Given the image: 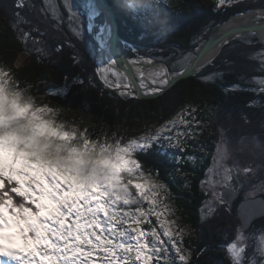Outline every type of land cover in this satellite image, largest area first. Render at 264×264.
<instances>
[{
	"label": "snow or ice",
	"instance_id": "1",
	"mask_svg": "<svg viewBox=\"0 0 264 264\" xmlns=\"http://www.w3.org/2000/svg\"><path fill=\"white\" fill-rule=\"evenodd\" d=\"M237 2L241 0H218V5ZM167 3L125 0L123 6L141 25H156L166 33L170 30L164 8ZM9 10L19 38L34 45L41 43L44 34L41 23L46 30L47 25L57 31L66 26L74 38L84 40L81 25L86 15L97 45L94 52L100 57L95 72L106 87L125 89L122 95L135 96L139 89L149 96L162 94L174 83L170 78L173 74L175 78L191 74L192 62L199 61L214 43L182 53L171 68L162 66L155 71L151 86L143 79L137 86L116 70L120 59L113 28L107 19L98 26L94 23L101 9L93 0H88L82 11L77 10L74 0H42L39 6L32 0H12L4 7L5 14ZM262 18L264 15L255 17ZM233 31L241 29L227 30L225 35ZM66 42L75 48L70 40ZM119 42L127 46L125 39L119 38ZM257 57L264 70V49L250 58ZM80 59V53L75 52L72 62ZM177 66L180 71H176ZM222 75L213 72L203 79L214 81ZM110 76L115 79L110 80ZM65 81L59 93L69 91L67 78ZM75 83L82 85L83 81ZM251 83L258 87L247 91L264 94V76L252 77ZM248 105L264 109L259 100H250ZM59 111L47 104L37 105L11 69L0 66V264H192V250L182 245L187 229L177 228V221L169 218L174 212L169 185L154 165L142 159L153 153L193 166L191 173L183 167L174 170L185 177V187H191L187 177H195L196 167L202 169L198 181L204 195L200 221L216 216L221 209L232 215L239 200L235 235L224 246L228 264H264V229L258 233L256 248L248 243L245 231L254 217L264 220V176L260 175L264 174V141L255 135L237 140L218 127L214 151L209 150L199 140L206 127L199 109L190 106H185L178 118L146 125L142 132L131 134L58 122ZM245 153L253 161L241 166L238 157ZM207 155L212 157L210 165L204 163Z\"/></svg>",
	"mask_w": 264,
	"mask_h": 264
},
{
	"label": "trees",
	"instance_id": "2",
	"mask_svg": "<svg viewBox=\"0 0 264 264\" xmlns=\"http://www.w3.org/2000/svg\"><path fill=\"white\" fill-rule=\"evenodd\" d=\"M41 0H32L39 6ZM120 22V34L127 41L124 51L128 56L133 53L162 58L171 66L184 52L197 47L196 40L209 30L203 39L206 41L218 28L219 24L232 13L258 6L253 3L237 2L231 6H219L218 0H168L164 5L169 20V31L163 32L156 25H141L134 19V13L125 8V0H109ZM12 0H0V66L6 65L15 74L19 85L27 88L28 94L36 100L50 99L49 107L59 109L57 120L81 128L95 127L105 131H121L127 134L139 133L146 125H159L166 120L178 118L185 106L199 109V117L205 130L199 137L201 143L214 151L213 140L217 128H222L230 137L255 135L264 141V109L259 106L249 107L250 100L264 103V94L247 91L256 87L249 82L254 76H264L259 59L250 58L253 53L264 49V45L255 35H245V40L229 42L215 62L196 76L178 82L166 94L155 99H137L108 91L95 75L92 56L85 48L84 40L78 41L67 34L68 29L57 31L51 26L44 32L50 41V48L37 47L28 51V41L21 40L11 21L15 19L11 10L5 14L4 7ZM169 5H179L170 7ZM264 6V5H263ZM104 14L97 18L98 25L104 22ZM59 33L63 41L55 39ZM70 40L75 48L66 42ZM43 42L40 43V45ZM63 45L58 51L57 49ZM41 51H37V49ZM79 52L81 59L72 62V56ZM19 55H26L21 65H16ZM223 71V76L216 82L202 79L214 68ZM65 78L70 85L66 93H59L65 85ZM76 80L83 84H76ZM233 84L241 87L232 89ZM225 88L229 90L226 92ZM103 91V95H101ZM56 92L57 95L48 93ZM209 130L212 135L209 136ZM201 155V153H197ZM146 162L159 170L160 178L169 185L173 199L169 201L174 208L170 215L180 225L193 229V234L183 237V245L192 250L193 264H228L224 246L234 237V229L239 222L235 211L232 215L220 210L216 221L207 223L199 220L200 201L204 199L198 187L202 179V169L197 166L195 177H187L191 187H185V177L174 170L183 167L185 172H193L191 164H178L171 156L153 153L143 157ZM211 155L204 161L210 165ZM239 206V200L235 208ZM235 210V209H234ZM222 215V216H219ZM154 219V218H153ZM217 223L210 230L207 225ZM263 226L264 220L258 219L254 226ZM203 250V251H202Z\"/></svg>",
	"mask_w": 264,
	"mask_h": 264
},
{
	"label": "water",
	"instance_id": "3",
	"mask_svg": "<svg viewBox=\"0 0 264 264\" xmlns=\"http://www.w3.org/2000/svg\"><path fill=\"white\" fill-rule=\"evenodd\" d=\"M97 2H98L100 9L102 10L105 18L110 22V24L112 25V28H113V32H114L113 40H114V44L116 47V52L118 53L119 59H120V63L117 65L116 69H118L119 71L124 73L127 76L129 82H131L133 85L138 86L140 80H139L138 75L136 74V71L134 70V67H132L130 65L131 64L130 60H132V59L126 55V53L124 52V50L122 48V45L119 42V38H122V36L120 34V22L117 18V15H116L115 11L113 10L112 5L109 2V0H97ZM109 9L111 10V14L107 15V12ZM256 10H264V8L256 7V8H252L249 10L238 11V12L232 13L228 19L223 20L219 24L217 30L205 41V43L199 49H197V50H202L204 48L205 44H207L209 41L214 42V43H212V46L210 48H208V50L206 52H204L203 57L199 61H193L192 62L194 65V71L191 74L184 75L180 78H175V75L173 74L170 78L174 79V83H172L170 86H166V90H164L162 94L149 96V95L145 94L144 89H139L137 95H135L133 97H135L137 99H155V98H158V97L166 94V92H168L171 88H173L181 80L196 76L197 74H199L200 72L205 70L207 67L212 65L215 62V60L220 56V54L224 50L225 46L227 45L224 43V41H228V43H229L230 41L238 38L239 36H242L245 34H255V35H258L259 39L264 43V40H262V38L259 34V31H264V19H262L260 21H256V22H251L248 24L245 23V24L234 25V26H231V27L225 28V29L222 28V25L225 22L230 21L231 19H233L234 17H236L240 13L246 14L248 12H252V11H256ZM233 28H239V29H241V31H233V32H231V34L225 35L227 30H230ZM213 50H215L214 53L212 52ZM114 58H115V56H114ZM154 60L156 63L162 64L167 68L172 67L169 64V62L164 60V59H154ZM207 61H211V63H206ZM99 82L108 91H112V92H116V93L126 92L125 89H116V88L106 87L102 83L100 78H99ZM233 211H234V205H233ZM258 219H261V218L254 217L249 222L251 227L253 226V224ZM251 227L246 225L245 230L250 229Z\"/></svg>",
	"mask_w": 264,
	"mask_h": 264
},
{
	"label": "rangeland",
	"instance_id": "4",
	"mask_svg": "<svg viewBox=\"0 0 264 264\" xmlns=\"http://www.w3.org/2000/svg\"><path fill=\"white\" fill-rule=\"evenodd\" d=\"M41 2H42V0L40 1V3L39 4H41ZM110 2V1H109ZM241 2L242 3H253V4H257L258 6H256V7H262V8H264V0H241ZM240 2V3H241ZM74 3L76 4V7H77V10H83L84 9V5L85 4H87L88 3V0H74ZM98 3V2H97ZM225 6H231V5H225ZM256 7H253V8H256ZM100 8V7H99ZM250 9H252V8H250ZM247 10H249V9H247ZM241 11H243V10H241ZM101 15H103V12H102V10H101ZM100 15V16H101ZM99 16V17H100ZM98 18V17H97ZM97 18H95V20H94V23L98 26V21H97ZM104 18H105V16H104ZM117 18H118V16H117ZM229 18V17H228ZM227 18V19H228ZM40 19H41V21H43V16H41L40 17ZM106 19V18H105ZM255 19V18H254ZM253 19V20H254ZM119 20V19H118ZM252 20V19H251ZM252 20V22H256V21H260V20H254L253 21ZM41 26L43 27V29L46 31V25L44 24V23H41ZM49 26L50 25H47V28H49ZM21 27H25L24 25H21ZM81 27H82V29L84 30V37H87V39L85 40V48L87 49V51L91 54V56H92V64H93V67H94V71H95V68L97 67V53H98V51H95L94 52V49H96V47H97V45H96V42H95V40H94V32H90L89 30H88V20H87V16L85 15V16H83L82 17V25H81ZM63 29H67V27L65 26ZM209 30H206V32L203 34V35H201L200 37H198V39L196 40V43H197V47L195 48V50H193V51H196L197 49H199L204 43H205V41H203V39H204V37H205V34L208 32ZM40 32L42 33V31L40 30ZM44 33V32H43ZM67 34L72 38L73 36H72V34L67 30ZM245 35H255V34H245ZM245 35H242V36H239L238 38H236V39H241V37H245ZM255 36H257V38L259 39V36L258 35H255ZM246 38V37H245ZM55 39H57V40H59V41H63L62 39H61V37H60V35H59V33H57V32H55ZM236 39H234V40H236ZM241 40H245V41H250L249 39H241ZM259 41L264 45V43L259 39ZM41 42H43V44H38V45H34L31 41H28L27 42V44H28V51H31V50H33V49H35V48H37V47H39V48H43V47H47V48H50V41L46 38V40H45V42H44V34H43V36H42V40H41ZM231 42V41H230ZM122 48H123V50H124V46H122ZM130 49H131V51H132V53H133V55L132 56H129L131 59H136V58H151V59H162V58H156V57H152V56H149V55H142V54H137V52H136V50H135V48H133V46L131 45V47H130ZM125 52V51H124ZM260 52V51H259ZM259 52H257V53H259ZM126 53V52H125ZM185 54L187 53V52H184ZM127 55V54H126ZM128 56V55H127ZM181 56V55H180ZM25 59H26V55H19V57H18V59H17V61H16V65H21L24 61H25ZM256 59H259V57H257ZM260 60V59H259ZM155 61V60H154ZM120 74H121V76H123V77H127L124 73H122L121 71H119L118 69H116ZM176 71H180V68H179V66H177V68H176ZM213 72H219V73H223V71H221V70H219L217 67L216 68H214V69H212V70H210L209 72H208V74L206 75V76H203L202 77V79L204 78V77H207V76H209L210 74H212ZM95 75H96V78H97V80H98V83L99 84H101L100 82H99V76H98V74L95 72ZM223 76V75H222ZM219 78H221V76H218L213 82H216ZM109 79L110 80H114L115 79V77H112V76H110L109 77ZM127 80H128V78H127ZM139 80H140V78H139ZM203 80H205V79H203ZM123 82V81H122ZM249 82H251V80L249 81ZM254 84V83H253ZM256 85V87H258V85L257 84H255ZM116 93V92H115ZM118 94H120V95H122V93H118ZM125 96H129V97H133L132 95H125ZM133 98H135V97H133ZM34 100H35V102H36V104L37 105H45V104H47L48 103V101L50 100L48 97L45 99V100H36L35 98H34ZM59 122V121H58ZM238 160H239V163L241 164V166H246L247 164H249V163H252V161H253V157L251 156V155H249V154H247V153H245V154H241L239 157H238ZM232 162L231 161H229V164H231ZM256 164H259L260 162L259 161H256L255 162ZM253 166H255V165H253ZM261 176H264V174H260ZM237 202V201H236ZM236 202L234 203V209H235V205H236ZM223 211V210H222ZM235 211V210H234ZM234 211H233V213H234ZM172 214V213H171ZM171 214H169V218L170 219H174V218H171L170 217V215ZM220 214V213H219ZM219 216H222V215H219ZM217 217H218V214L216 215V216H214V217H212V218H210V219H208V220H206V222L207 223H209V222H211V221H216L217 220ZM174 220H176V219H174ZM177 221V220H176ZM217 223H218V221L216 222V223H213V224H210V225H207L208 227H209V229L210 230H213V228L215 227V226H217ZM255 224V223H254ZM254 224H253V226L250 228V229H246L245 231H246V234L249 236V241H248V243L253 247V248H256V247H258V243H259V240H258V233H259V231L260 230H262V229H264V225L263 226H254ZM177 228H179V227H185L186 229H187V233L188 234H193V229L190 227V226H187V225H180V223L177 221V223H176V225H175ZM234 238V237H233ZM232 238V239H233ZM182 245H183V240H182ZM183 247H185L184 245H183ZM185 248H187V247H185ZM193 264V263H192Z\"/></svg>",
	"mask_w": 264,
	"mask_h": 264
},
{
	"label": "bare ground",
	"instance_id": "5",
	"mask_svg": "<svg viewBox=\"0 0 264 264\" xmlns=\"http://www.w3.org/2000/svg\"><path fill=\"white\" fill-rule=\"evenodd\" d=\"M93 2L98 5L97 0H93ZM258 15H264V10H256V11L248 12V13L243 14V15L239 14L236 17H234L233 19H231L230 21L225 22L222 25V28L225 29V28H229L231 26L238 25V24L251 23L252 20L255 17H257ZM262 19H264V18H262ZM254 20H256V19H254ZM259 34H260L262 40H264V31H259ZM212 52L214 53L215 50H213ZM99 58L100 57H99V52H98L97 53V62H98ZM130 63H131L130 65L132 67H134V70L136 71V74L138 75L140 80L143 79L150 86H151V79L153 78L155 71L162 66L165 67L162 64L156 63L153 59L146 58V57L145 58L132 59V60H130Z\"/></svg>",
	"mask_w": 264,
	"mask_h": 264
},
{
	"label": "clouds",
	"instance_id": "6",
	"mask_svg": "<svg viewBox=\"0 0 264 264\" xmlns=\"http://www.w3.org/2000/svg\"><path fill=\"white\" fill-rule=\"evenodd\" d=\"M137 2H148V0H137Z\"/></svg>",
	"mask_w": 264,
	"mask_h": 264
}]
</instances>
